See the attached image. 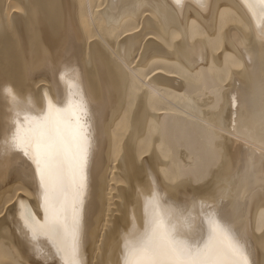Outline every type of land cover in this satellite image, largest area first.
Returning <instances> with one entry per match:
<instances>
[{
    "label": "bare ground",
    "instance_id": "1",
    "mask_svg": "<svg viewBox=\"0 0 264 264\" xmlns=\"http://www.w3.org/2000/svg\"><path fill=\"white\" fill-rule=\"evenodd\" d=\"M262 56L264 42L241 0H207L203 9L196 0L180 8L175 0H0V143L10 117L3 87L31 94L41 108L45 93L64 98L60 73L71 65L92 123L83 264H121L122 232L133 220L143 227L149 170L178 205L186 197L223 199L264 264ZM245 149L255 154L248 179L237 175L252 167ZM18 161L31 169L27 176ZM21 199L42 221L34 166L0 150V264H44L34 248L46 254L49 243L26 237Z\"/></svg>",
    "mask_w": 264,
    "mask_h": 264
},
{
    "label": "snow or ice",
    "instance_id": "2",
    "mask_svg": "<svg viewBox=\"0 0 264 264\" xmlns=\"http://www.w3.org/2000/svg\"><path fill=\"white\" fill-rule=\"evenodd\" d=\"M175 2L178 8L182 7V0ZM196 2L202 9L207 7V0ZM241 2L264 42V0H254L255 7L250 0ZM237 45L240 46L239 41ZM241 55L246 57L249 70H254L255 62L249 50L241 48ZM261 60L264 61V56ZM76 75L71 65H65L60 73L66 86L64 98L53 100L45 93L41 108L35 107L31 94L21 98L11 86L2 89L10 117L3 130L0 150L20 153L34 166L44 218L38 219L23 199L19 200L17 215L26 237L30 240L44 237L48 241L50 252L44 254L34 248L44 264H48L49 257L55 258L56 264H83L82 211L87 193L92 123L89 102L78 87ZM238 101L237 96L231 97L233 109ZM244 157L252 161V167L245 165L237 175L248 179L256 170L255 154L245 149ZM17 167L24 176L31 171L22 161L17 162ZM261 171H264V158ZM149 176L152 193L141 196L143 227H136L133 220L129 230L122 232L121 264H256L246 234L237 227L223 199L186 197L178 205L168 200L150 170ZM259 182L264 187V177Z\"/></svg>",
    "mask_w": 264,
    "mask_h": 264
}]
</instances>
